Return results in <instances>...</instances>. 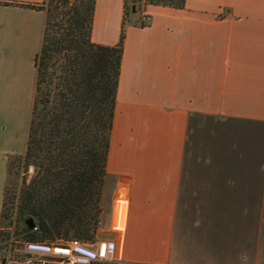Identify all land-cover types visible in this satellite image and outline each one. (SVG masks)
<instances>
[{
    "label": "crops",
    "instance_id": "obj_1",
    "mask_svg": "<svg viewBox=\"0 0 264 264\" xmlns=\"http://www.w3.org/2000/svg\"><path fill=\"white\" fill-rule=\"evenodd\" d=\"M41 2L0 0V223ZM123 15L124 0H96L92 42L117 45ZM124 34L100 201L113 264H264V0L147 5Z\"/></svg>",
    "mask_w": 264,
    "mask_h": 264
},
{
    "label": "trees",
    "instance_id": "obj_2",
    "mask_svg": "<svg viewBox=\"0 0 264 264\" xmlns=\"http://www.w3.org/2000/svg\"><path fill=\"white\" fill-rule=\"evenodd\" d=\"M185 2L124 0L115 46L92 42L96 0H42L29 6L44 13V29L34 58L36 77L25 150L16 157L25 173L33 169L18 198L20 214L34 225L25 227L28 240L96 238L124 27L143 6L183 9ZM135 25L149 24L140 17ZM3 217L2 210L1 222Z\"/></svg>",
    "mask_w": 264,
    "mask_h": 264
},
{
    "label": "built area",
    "instance_id": "obj_3",
    "mask_svg": "<svg viewBox=\"0 0 264 264\" xmlns=\"http://www.w3.org/2000/svg\"><path fill=\"white\" fill-rule=\"evenodd\" d=\"M142 20L150 23L148 16ZM116 243L111 239L92 241H30L19 244L14 231L9 233L0 253V264H113Z\"/></svg>",
    "mask_w": 264,
    "mask_h": 264
},
{
    "label": "rangeland",
    "instance_id": "obj_4",
    "mask_svg": "<svg viewBox=\"0 0 264 264\" xmlns=\"http://www.w3.org/2000/svg\"><path fill=\"white\" fill-rule=\"evenodd\" d=\"M4 53H7L4 51ZM11 58H7L6 56L0 55V72L4 70H8L10 66ZM23 72L26 71V64L23 63ZM29 104L30 99L29 96L21 99V108L18 115V123H19V137L18 140L20 143H23L25 138L26 126L29 120ZM8 177L6 181V187L4 191V201H3V219L0 223V253L4 248V244L6 239L9 236L11 231H14L15 240L19 244L22 242L23 238L26 237L25 227H26V217L21 215L18 209V198L19 191L22 186L24 180L28 182L33 175V169L30 167L27 173L24 172L22 164L19 163L16 158H12L9 160L8 165ZM237 216V215H236ZM239 216L246 217L245 214L239 213ZM255 217H258L262 220L261 222V233L264 235V209L259 211ZM98 224V233H105V228L107 226V217L103 216V218L99 217ZM59 242V241H55Z\"/></svg>",
    "mask_w": 264,
    "mask_h": 264
},
{
    "label": "water",
    "instance_id": "obj_5",
    "mask_svg": "<svg viewBox=\"0 0 264 264\" xmlns=\"http://www.w3.org/2000/svg\"><path fill=\"white\" fill-rule=\"evenodd\" d=\"M26 225L29 227V228H33V222L32 220H27L26 221ZM113 237V235L111 234H107V233H98L96 235V238L97 239H100V240H104V239H111Z\"/></svg>",
    "mask_w": 264,
    "mask_h": 264
}]
</instances>
